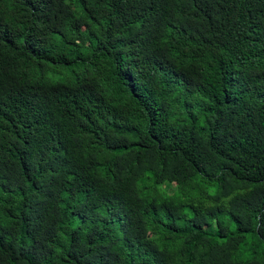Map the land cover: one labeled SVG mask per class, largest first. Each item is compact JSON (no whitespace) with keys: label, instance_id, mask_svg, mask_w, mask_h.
<instances>
[{"label":"trees","instance_id":"trees-1","mask_svg":"<svg viewBox=\"0 0 264 264\" xmlns=\"http://www.w3.org/2000/svg\"><path fill=\"white\" fill-rule=\"evenodd\" d=\"M0 264H264V0H0Z\"/></svg>","mask_w":264,"mask_h":264},{"label":"clouds","instance_id":"clouds-1","mask_svg":"<svg viewBox=\"0 0 264 264\" xmlns=\"http://www.w3.org/2000/svg\"><path fill=\"white\" fill-rule=\"evenodd\" d=\"M25 64L17 66L16 69L18 71L20 79L25 82V77L23 76V69H24ZM50 78L53 80H56L52 75H50ZM57 81V80H56Z\"/></svg>","mask_w":264,"mask_h":264}]
</instances>
